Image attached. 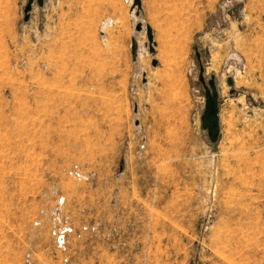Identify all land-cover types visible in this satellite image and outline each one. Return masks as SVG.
I'll use <instances>...</instances> for the list:
<instances>
[{
    "label": "rangeland",
    "instance_id": "rangeland-1",
    "mask_svg": "<svg viewBox=\"0 0 264 264\" xmlns=\"http://www.w3.org/2000/svg\"><path fill=\"white\" fill-rule=\"evenodd\" d=\"M0 264H264V0H0Z\"/></svg>",
    "mask_w": 264,
    "mask_h": 264
},
{
    "label": "water",
    "instance_id": "water-1",
    "mask_svg": "<svg viewBox=\"0 0 264 264\" xmlns=\"http://www.w3.org/2000/svg\"><path fill=\"white\" fill-rule=\"evenodd\" d=\"M41 3V0H39ZM137 0H135L136 2ZM140 28L138 27L137 30ZM149 40H151L150 32L148 31ZM137 44L135 39L132 40V54L136 55ZM200 82L202 83L205 91V111L202 115V126L208 133L209 140L212 144H216L220 137L221 125H220V95L217 88L215 77H211L206 81L204 77V70L200 73ZM228 85L232 87L234 85L231 78L227 81Z\"/></svg>",
    "mask_w": 264,
    "mask_h": 264
},
{
    "label": "built area",
    "instance_id": "built-area-1",
    "mask_svg": "<svg viewBox=\"0 0 264 264\" xmlns=\"http://www.w3.org/2000/svg\"><path fill=\"white\" fill-rule=\"evenodd\" d=\"M57 237H58V243L61 244L64 241V237H61L58 232H57Z\"/></svg>",
    "mask_w": 264,
    "mask_h": 264
},
{
    "label": "bare ground",
    "instance_id": "bare-ground-1",
    "mask_svg": "<svg viewBox=\"0 0 264 264\" xmlns=\"http://www.w3.org/2000/svg\"><path fill=\"white\" fill-rule=\"evenodd\" d=\"M181 48V47H180Z\"/></svg>",
    "mask_w": 264,
    "mask_h": 264
}]
</instances>
